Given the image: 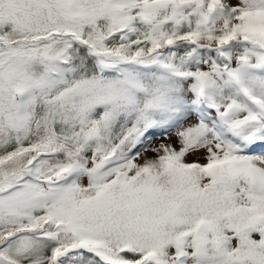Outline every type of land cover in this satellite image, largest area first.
Here are the masks:
<instances>
[{
  "label": "snow or ice",
  "instance_id": "1",
  "mask_svg": "<svg viewBox=\"0 0 264 264\" xmlns=\"http://www.w3.org/2000/svg\"><path fill=\"white\" fill-rule=\"evenodd\" d=\"M0 264H264V0H0Z\"/></svg>",
  "mask_w": 264,
  "mask_h": 264
}]
</instances>
